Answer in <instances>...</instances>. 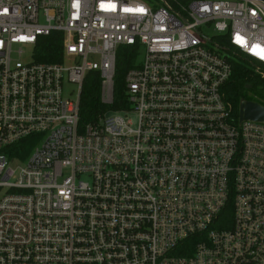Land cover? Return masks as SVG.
I'll return each mask as SVG.
<instances>
[{"label":"built area","instance_id":"2783aa9c","mask_svg":"<svg viewBox=\"0 0 264 264\" xmlns=\"http://www.w3.org/2000/svg\"><path fill=\"white\" fill-rule=\"evenodd\" d=\"M121 45L129 107L82 124ZM221 50L264 78V0H0V264H264V122Z\"/></svg>","mask_w":264,"mask_h":264},{"label":"trees","instance_id":"16d2710c","mask_svg":"<svg viewBox=\"0 0 264 264\" xmlns=\"http://www.w3.org/2000/svg\"><path fill=\"white\" fill-rule=\"evenodd\" d=\"M138 45H121L118 48L114 78L113 101L103 100L102 78L98 71L87 74L80 97V121L82 124L98 123L108 111L124 110L129 107L126 94V75L139 58ZM63 45L61 35L52 34L40 39L37 59L46 62L62 61ZM233 73L226 85L228 97L238 108L246 99V86L253 84L255 91L264 92V78L254 74L245 64L232 60Z\"/></svg>","mask_w":264,"mask_h":264},{"label":"rangeland","instance_id":"374dc122","mask_svg":"<svg viewBox=\"0 0 264 264\" xmlns=\"http://www.w3.org/2000/svg\"><path fill=\"white\" fill-rule=\"evenodd\" d=\"M220 54L223 55V56L226 55V56L232 58V59L235 60V61H239V62L245 64L248 68H250V69H252V70L255 69V67L253 66L252 63H250V62L247 61V60H244V59L240 58L239 56L235 55V54L232 53L231 51L221 50V51H220ZM140 58H141V57H140ZM63 88H64V94H65V95H70V94L72 93L73 96L75 95V91H74V90L77 89V88H76V85L73 84V83H71V82H69V81H65V82H64V86H63ZM245 94H246V97H247L248 99L255 100V101H258V102H261V103L264 104V92H263V91H260V90L255 91V90H253V89H247L246 92H245ZM115 111H116V110L108 111L107 114H111V113H113V112H115Z\"/></svg>","mask_w":264,"mask_h":264},{"label":"water","instance_id":"95a60500","mask_svg":"<svg viewBox=\"0 0 264 264\" xmlns=\"http://www.w3.org/2000/svg\"><path fill=\"white\" fill-rule=\"evenodd\" d=\"M251 89L252 85H247ZM251 120L264 122V106L253 101L242 100L240 102V121Z\"/></svg>","mask_w":264,"mask_h":264},{"label":"flooded vegetation","instance_id":"af4514ba","mask_svg":"<svg viewBox=\"0 0 264 264\" xmlns=\"http://www.w3.org/2000/svg\"><path fill=\"white\" fill-rule=\"evenodd\" d=\"M249 85H252V88H251V89H254V86H253V84H249Z\"/></svg>","mask_w":264,"mask_h":264}]
</instances>
